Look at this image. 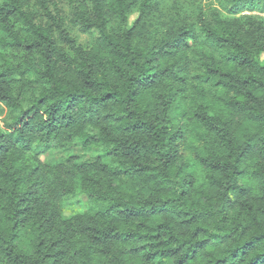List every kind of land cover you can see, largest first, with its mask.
Masks as SVG:
<instances>
[{"label":"clouds","instance_id":"clouds-1","mask_svg":"<svg viewBox=\"0 0 264 264\" xmlns=\"http://www.w3.org/2000/svg\"><path fill=\"white\" fill-rule=\"evenodd\" d=\"M221 36L241 57L264 51V0H0V176L23 178L32 214L15 236L0 228V264H143V250L124 242L134 237L121 228L122 208L156 213L146 223L184 240L192 230L181 221L203 211L191 203L225 189L236 203L264 201L249 155L264 163V121L242 126L247 114L212 108L225 97L209 69L224 70L231 54ZM217 152L220 170L201 176V156ZM145 165H158L159 177ZM19 195L0 197V217ZM251 247L237 248L232 264H248ZM174 259L152 253V264Z\"/></svg>","mask_w":264,"mask_h":264},{"label":"trees","instance_id":"trees-1","mask_svg":"<svg viewBox=\"0 0 264 264\" xmlns=\"http://www.w3.org/2000/svg\"><path fill=\"white\" fill-rule=\"evenodd\" d=\"M219 42L224 47L227 37L221 36ZM27 47L31 48L32 45ZM224 50L231 53L225 60L224 70L213 68L209 69L208 72L209 77H217L215 86L221 90L225 97L214 101L212 108L228 114H247V119L241 122L242 126L261 123L264 121V102L261 101L257 93L264 91V79H258L259 76L264 75V73L259 71L264 69V64L257 62V56L259 59H264V51L257 49L241 57L240 52L234 50L233 45H227ZM229 66H235L239 71L229 70ZM150 74L154 75V73ZM5 76L6 73L0 72V77ZM203 82H207V80ZM106 94L112 95L110 91L106 92ZM201 98L198 97V99ZM140 99L146 110V105L151 102L152 98L144 95ZM144 122L147 123L146 120ZM137 123L138 121L133 118L132 130H136ZM216 127L217 125L213 124L212 130H215ZM249 139L251 140L252 137H249ZM87 143L88 141L85 140V144ZM98 144L99 140H94L90 146ZM0 148H3V145H0ZM214 148L215 146L209 143L205 146L204 151L211 153ZM111 155L112 153L106 154L105 159H108ZM249 155L257 160L254 166L256 176L264 174V163L260 162L259 154L249 153ZM204 161H209L206 167ZM221 163L223 161L219 159L218 152L214 159H210L208 155H202L201 176H210L213 172L219 171ZM141 171L147 172L151 177H159L158 165H145ZM177 174L170 171L169 177L175 178ZM7 175L5 173L0 176V197L10 195L12 191L17 189L20 190V195L15 201L16 207L13 209V214L7 217H0V228L5 223H8L11 226L13 236H15V229L21 225L22 221L25 222L26 226V222L32 218V214L29 212L28 197L23 178L17 176L14 179H6ZM187 183L191 184L193 181L188 180ZM214 183V181H210V185ZM75 184L76 187L82 189L83 179L77 177ZM167 197H171V194H162L165 203L167 202ZM179 197L187 201L189 193L182 189L179 192ZM217 204L220 205L218 210L213 207ZM189 206L202 208L203 211L188 213L185 216V220L181 221V225L190 227L192 230L191 239L184 240L171 235L169 226L162 223H157L155 226L151 223H146L157 215L156 213H143L133 205H129L130 210L122 208L121 211L127 210L128 215L123 218L121 228L122 230L131 228L132 231H125V235L134 237L131 241L126 239L124 242H131L134 248L143 250L144 256L147 257L143 264H152V253H158L164 259H172L174 257L173 264H184L185 257H189L187 264H232L234 251L237 248L249 245H253V247L249 251L251 259L248 264H252V260H255L257 256H264V251L261 250L264 248V201H255L251 204L236 203L228 197V190L225 189L218 199L210 198L199 204L191 203ZM225 210H227V214L221 215L225 213ZM217 216H220V223L216 224L217 231L212 232L211 224L216 220ZM17 217H20V219H17ZM46 223L45 221V223L40 224V228H44ZM161 230H164L166 238H162ZM119 234L117 233V235ZM149 245H152V247H149Z\"/></svg>","mask_w":264,"mask_h":264}]
</instances>
